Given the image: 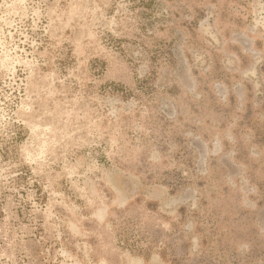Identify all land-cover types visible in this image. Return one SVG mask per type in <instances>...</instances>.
I'll use <instances>...</instances> for the list:
<instances>
[{"label":"rangeland","instance_id":"rangeland-1","mask_svg":"<svg viewBox=\"0 0 264 264\" xmlns=\"http://www.w3.org/2000/svg\"><path fill=\"white\" fill-rule=\"evenodd\" d=\"M0 264H264V0H0Z\"/></svg>","mask_w":264,"mask_h":264}]
</instances>
